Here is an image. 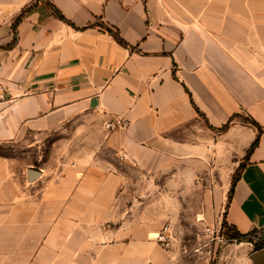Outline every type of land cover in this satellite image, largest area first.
<instances>
[{
    "label": "crops",
    "instance_id": "crops-1",
    "mask_svg": "<svg viewBox=\"0 0 264 264\" xmlns=\"http://www.w3.org/2000/svg\"><path fill=\"white\" fill-rule=\"evenodd\" d=\"M71 120L106 127L92 157L30 182L0 155V264H178L154 239L180 195L263 231L264 0H0V142Z\"/></svg>",
    "mask_w": 264,
    "mask_h": 264
},
{
    "label": "rangeland",
    "instance_id": "rangeland-1",
    "mask_svg": "<svg viewBox=\"0 0 264 264\" xmlns=\"http://www.w3.org/2000/svg\"><path fill=\"white\" fill-rule=\"evenodd\" d=\"M97 122L93 119L91 124L95 125ZM84 123L82 120H71L46 133H27L15 140L1 141L0 155L13 157L21 171L32 167L41 169L42 172L46 170L54 173L61 162L70 163L80 158H90L101 146L106 127L101 129L99 126H89L84 130ZM97 154L103 159L117 161L114 152L108 147H102ZM120 165L130 175L129 184L137 183L138 172L132 167L127 169ZM180 202L183 206L171 211L173 217L162 220L160 231L168 228L169 236H166L164 242L158 237L154 239L159 244H164V248L176 253L175 260L178 264H227L229 259L225 257L229 258L236 253H249L250 256L254 251L251 242L252 245L246 247L228 237L227 228H222L224 212L217 211V203L216 209L211 207L207 211L202 204V195L199 194L180 195ZM208 228L214 232L211 233ZM253 236L255 241L263 239L264 230L253 231Z\"/></svg>",
    "mask_w": 264,
    "mask_h": 264
},
{
    "label": "trees",
    "instance_id": "trees-1",
    "mask_svg": "<svg viewBox=\"0 0 264 264\" xmlns=\"http://www.w3.org/2000/svg\"><path fill=\"white\" fill-rule=\"evenodd\" d=\"M48 5H49L52 13L57 18L64 21L65 23L72 25L76 29H85L88 27L100 26L101 29H103L104 31H106L107 33L112 35L119 44H121L122 46H125V47L133 48V46H131L130 44H128L124 40V38L121 36L120 32L117 29L113 28L112 26L107 25L104 22L96 21L94 23H90L89 25L80 28V27L75 26L74 23H72V21H70L66 16H64L62 11H60V9H58L55 5H53L52 3H48ZM33 7H34V4L30 5L16 18V20L13 22L14 32L17 28V25L20 23V21L23 19V17L27 14V12L31 11L33 9ZM200 114H202V113H200ZM232 120H233V118H230L227 123H225L222 127L219 128V130L220 131H226L229 128ZM245 121L252 123L256 127H258L260 131L262 130L261 126L254 119L246 117ZM258 141H259V139L255 140L254 143L251 145V147L248 150V156H249V154H251V152L254 150V148L258 145ZM242 168H243V164L240 165V167L238 168L237 172L234 175L232 187H231V190H230L229 196H228L229 201L232 199L233 189H234L236 182L240 178V171ZM222 228H224V229L227 228L228 237L233 239V240H236L237 242H243V241L251 242L254 245V250H258V249H261L264 247V238L260 239L259 241H255V238L253 236V232H248V233L240 232L236 227L228 224V222L225 219V216L223 218Z\"/></svg>",
    "mask_w": 264,
    "mask_h": 264
},
{
    "label": "water",
    "instance_id": "water-1",
    "mask_svg": "<svg viewBox=\"0 0 264 264\" xmlns=\"http://www.w3.org/2000/svg\"><path fill=\"white\" fill-rule=\"evenodd\" d=\"M41 176V171L39 169L29 168L27 170V179L32 182ZM250 258L253 264H264V247L258 250H254L250 254Z\"/></svg>",
    "mask_w": 264,
    "mask_h": 264
},
{
    "label": "built area",
    "instance_id": "built-area-1",
    "mask_svg": "<svg viewBox=\"0 0 264 264\" xmlns=\"http://www.w3.org/2000/svg\"><path fill=\"white\" fill-rule=\"evenodd\" d=\"M208 231H210L211 233L214 232V230H212L211 228H208ZM158 238H159V240L162 241V242H164V241L166 240V236H164V235H159ZM221 239H222V238H221Z\"/></svg>",
    "mask_w": 264,
    "mask_h": 264
}]
</instances>
